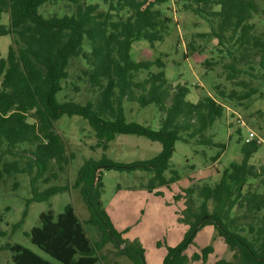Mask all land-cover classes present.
Returning a JSON list of instances; mask_svg holds the SVG:
<instances>
[{"label": "trees", "instance_id": "1", "mask_svg": "<svg viewBox=\"0 0 264 264\" xmlns=\"http://www.w3.org/2000/svg\"><path fill=\"white\" fill-rule=\"evenodd\" d=\"M170 1L210 25L208 33L197 36L214 39L219 55L206 58L204 65H220L224 80L231 85L226 90L215 84L216 97L238 106L249 102L264 87V28L258 31L256 26L257 20L264 27V0H0V18L8 14L7 24H0V37L12 39L6 57H0V184L26 175L31 195L14 230L22 224L30 203L47 202L69 190L66 184L39 187L40 182L57 179L68 162L65 144L55 129L62 116L86 121L94 133V147L103 151L117 135L144 137L161 145L160 152L147 160L116 163L102 156L83 161L71 188L79 189L88 211L86 223L97 228L99 241L88 238L69 204L57 215L51 210L41 212L39 225L27 234L34 246L60 264H103L97 252L109 242L124 244L120 254L131 264H145L140 245L120 240L102 209L101 168L147 172L146 186L151 192L179 179L170 164L176 142L217 147L220 151L214 160L225 149V144L207 135L223 117V104L209 95L195 103L187 100L189 88L167 82L160 58L131 59L133 43L145 41L153 49L165 40L172 24ZM46 3H64L72 11L44 17L39 9ZM187 49L190 54L204 52L192 43ZM74 59L85 65L82 80L90 95L84 103L60 100ZM73 90L79 92V87L74 85ZM125 103L141 108L152 105L161 115L158 127L128 121ZM260 144L254 139L243 141L241 161L224 169L214 185L182 189L188 197L182 220L188 232L180 244L168 248L162 264H204L212 244L190 257L185 250L207 225L231 254L214 264H264V164L250 162ZM17 186L14 181L12 188ZM194 196L201 201L197 207ZM4 236L0 231V239ZM4 247L11 252L12 264H52L19 244Z\"/></svg>", "mask_w": 264, "mask_h": 264}, {"label": "rangeland", "instance_id": "2", "mask_svg": "<svg viewBox=\"0 0 264 264\" xmlns=\"http://www.w3.org/2000/svg\"><path fill=\"white\" fill-rule=\"evenodd\" d=\"M168 5L171 7L172 24L165 40L156 43L153 49L145 41L133 43L131 59L137 61L160 58L165 63L167 82L171 85L186 84L189 88L187 100L195 103L197 99L209 95L223 104L225 109L223 117L215 122L207 135H210L214 142L225 144V149L218 159L214 160L213 157L220 151L217 147L176 142L170 164L179 179L167 186L156 187L151 192L146 186L150 178L147 172L101 168L102 209L120 240L136 241L140 245L145 264H162L168 248L180 244L188 232V225L182 221L188 197L182 189L203 184L214 185L224 169L233 162L241 161L240 145L250 131L261 141L250 162L256 166L264 164V87H261L259 93L249 102H243L241 106L217 98L215 84H221L220 86H224L226 90H229L231 85L224 80L220 65L211 68L204 65L206 58L219 55L214 39L197 36L200 33H208L210 25L202 18L180 10L171 1ZM71 11L72 9L64 3H46L39 9L44 17L53 14L61 16ZM7 22L8 14L3 13L0 24ZM262 24L256 20L258 31L264 28ZM11 42L12 39L8 35L0 37L1 58L6 57ZM189 43H192L197 51L203 48L204 52L190 54L187 49ZM184 54L188 57L184 58ZM84 68L85 65L80 59L71 61L68 68L69 77L62 83L64 89L61 95L64 96L62 98L60 95V100L72 99L84 103L88 98L90 93L87 91V83L82 80ZM144 76L143 74L140 78ZM74 85L79 87V92L74 93ZM124 109L128 121H135L153 129L158 127L161 115L152 105L141 108L136 104L125 103ZM239 118L244 126L237 122ZM28 120L32 122V119ZM238 126H241V134L236 132ZM55 129L65 144L68 162L63 171L58 173L57 179L51 180L49 184L40 182L39 187L43 189L48 185L66 184L69 190L52 196L47 202L30 203L22 224L14 230L13 225L22 219L26 200L31 196L29 180L26 175H15L7 178L4 184H0V231L5 232V236L0 239V264H12L11 252L4 247L6 243L19 244L52 264H60L34 246L27 234L32 227L39 225L38 216L41 212L51 210L57 215L68 204L80 217L88 238L92 242L99 241L100 233L97 228L86 223L88 211L79 189L71 188L83 161L97 160L105 156L116 163H131L150 159L161 150L158 142H152L144 137L117 135L109 143L108 149L103 151L94 147L96 142L94 133L86 121L76 116H62L56 121ZM238 138L241 140L240 145L237 144ZM164 175L168 179L171 173L167 170ZM14 181L18 183L17 188H12ZM155 191L161 193L157 195ZM200 202L194 196L195 207L199 206ZM211 208L212 205L209 204V210ZM209 244H212L213 251L208 254L204 264H214L219 259L230 258L231 254L226 250L223 240L210 225L204 226L195 234L185 252L190 257L194 252L200 253V250ZM123 245L107 243L97 252L100 262L131 264L120 254ZM191 264H201V261H194Z\"/></svg>", "mask_w": 264, "mask_h": 264}, {"label": "built area", "instance_id": "3", "mask_svg": "<svg viewBox=\"0 0 264 264\" xmlns=\"http://www.w3.org/2000/svg\"><path fill=\"white\" fill-rule=\"evenodd\" d=\"M237 122L239 123V125L244 126L243 122L241 121L240 118L237 119ZM241 126H239V127H241ZM253 139L256 140L257 143H261V141L255 136L254 132H252V131L247 133L244 142L248 143V142H250Z\"/></svg>", "mask_w": 264, "mask_h": 264}]
</instances>
